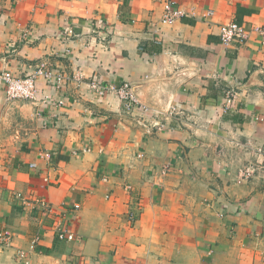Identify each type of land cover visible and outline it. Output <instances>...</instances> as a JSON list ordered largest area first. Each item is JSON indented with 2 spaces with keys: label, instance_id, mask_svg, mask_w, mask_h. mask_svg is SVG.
<instances>
[{
  "label": "crops",
  "instance_id": "1",
  "mask_svg": "<svg viewBox=\"0 0 264 264\" xmlns=\"http://www.w3.org/2000/svg\"><path fill=\"white\" fill-rule=\"evenodd\" d=\"M169 1L186 14L173 25ZM229 23L264 26V0H0V72L69 79L57 90L40 78L35 102L0 90V231L13 237L0 264H264V178L238 182L258 161L246 145L264 148V46L254 33L222 44ZM68 25L78 36L66 40ZM78 74L129 83L149 109L201 126L147 134L140 108L98 98Z\"/></svg>",
  "mask_w": 264,
  "mask_h": 264
},
{
  "label": "built area",
  "instance_id": "2",
  "mask_svg": "<svg viewBox=\"0 0 264 264\" xmlns=\"http://www.w3.org/2000/svg\"><path fill=\"white\" fill-rule=\"evenodd\" d=\"M165 14L162 19V23L166 25H173L183 17H185V12L175 7L174 3L167 2L164 7ZM212 13H210L211 15ZM96 26L98 29L105 27L104 22L99 19L96 21ZM95 29L94 32H97ZM219 36L221 43L228 46L232 44H245L250 40V37L254 33L258 36L259 41L262 46H264V26H254L253 28H248L245 25H240L237 23H229L222 25L220 28ZM61 36L63 38L71 39L78 36V33L70 25L64 27ZM28 37V36H26ZM28 40V38H27ZM44 78L47 82L51 83L54 88L61 90V88L69 81L61 73L53 72L47 69L45 66L39 67L34 73L26 77H18L10 71L0 72V90H4L6 94V99L8 101H32L38 100V80ZM74 80L78 85L85 84L92 94L98 98H107L109 95L117 96L120 101L124 104L125 110L131 113L132 110L140 108L143 114L135 118L136 124L142 128L147 134H154L165 129L168 122L173 120L179 122L180 125L193 130L199 126V121L201 120L196 113H188L175 106H170L165 110H153L149 109L143 105L139 99L137 92L134 91L131 84L123 83L120 85L106 84L100 80H92L85 83L83 80V75L78 74L74 77ZM47 105L54 106L56 102L46 96L43 100ZM236 102V92L232 89L225 93L223 111L228 113ZM59 105H63V101L57 102ZM152 111V115L148 114ZM235 146L243 148L242 144L235 142ZM249 152L252 153L254 157L257 158L256 163H250L239 171L238 182H248L250 179L256 176H262L264 178V148L258 145L249 143L246 145ZM85 150L84 152H88ZM44 158L47 161L51 160V155L46 154ZM32 168H36V164L31 165ZM167 173V170L163 172ZM17 197H21L18 195ZM41 207L49 211L50 207L45 203L40 201ZM57 237L61 241H74L75 236L67 228L61 227L57 230ZM12 234L9 230L0 231V252L6 247L10 246L12 242ZM38 241V239H37ZM23 257L22 254H20ZM78 264V263H75Z\"/></svg>",
  "mask_w": 264,
  "mask_h": 264
}]
</instances>
